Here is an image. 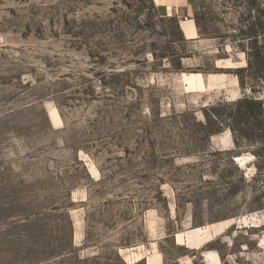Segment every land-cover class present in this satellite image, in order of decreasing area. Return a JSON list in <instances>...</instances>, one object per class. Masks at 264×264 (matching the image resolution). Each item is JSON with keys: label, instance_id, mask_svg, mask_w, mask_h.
Masks as SVG:
<instances>
[{"label": "rangeland", "instance_id": "374dc122", "mask_svg": "<svg viewBox=\"0 0 264 264\" xmlns=\"http://www.w3.org/2000/svg\"><path fill=\"white\" fill-rule=\"evenodd\" d=\"M235 17L0 0V264H264V83Z\"/></svg>", "mask_w": 264, "mask_h": 264}, {"label": "trees", "instance_id": "16d2710c", "mask_svg": "<svg viewBox=\"0 0 264 264\" xmlns=\"http://www.w3.org/2000/svg\"><path fill=\"white\" fill-rule=\"evenodd\" d=\"M231 11L236 14L233 20L236 26L233 31L239 37L238 48L245 53L247 64L243 69L245 72L261 75L259 79L264 83V0H219ZM194 17L198 24L199 16L194 8ZM244 46H243V45ZM240 103L250 106H256L252 99L245 98ZM261 108V104H260ZM246 109V107H245Z\"/></svg>", "mask_w": 264, "mask_h": 264}, {"label": "crops", "instance_id": "0c3cea01", "mask_svg": "<svg viewBox=\"0 0 264 264\" xmlns=\"http://www.w3.org/2000/svg\"><path fill=\"white\" fill-rule=\"evenodd\" d=\"M183 29H184V28L182 27V31H183V33H185L186 30H183ZM187 31H189V35H190L189 37L191 38V37H192L191 35H192L193 31H194L193 28L190 27V26H188V27H187Z\"/></svg>", "mask_w": 264, "mask_h": 264}, {"label": "bare ground", "instance_id": "6f19581e", "mask_svg": "<svg viewBox=\"0 0 264 264\" xmlns=\"http://www.w3.org/2000/svg\"><path fill=\"white\" fill-rule=\"evenodd\" d=\"M205 243V242H204ZM208 253V252H207ZM203 256V255H202ZM206 257V256H205ZM208 260V259H207ZM210 260V259H209ZM212 260V259H211ZM206 261V260H205Z\"/></svg>", "mask_w": 264, "mask_h": 264}]
</instances>
